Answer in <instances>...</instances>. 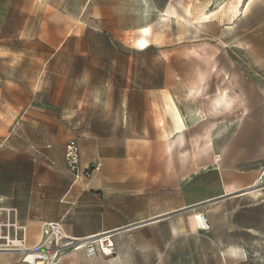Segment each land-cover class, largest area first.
<instances>
[{"label":"rangeland","instance_id":"374dc122","mask_svg":"<svg viewBox=\"0 0 264 264\" xmlns=\"http://www.w3.org/2000/svg\"><path fill=\"white\" fill-rule=\"evenodd\" d=\"M146 25L151 45L140 50ZM0 53H11L12 65L25 53L39 68L22 75L35 99L15 123L23 136L14 141L28 146L20 159L38 158L44 178L60 181L56 193L76 183L72 199L62 198L76 203L66 204L71 215L83 213L82 201L98 189L115 209L133 179L175 181L220 155L239 170L264 163V0H0ZM169 103L185 119L182 133ZM5 112L0 107L1 131L10 125ZM253 124L254 134L237 143ZM70 139L80 148L78 172L65 163ZM192 214L189 234L166 256L164 225L129 227L112 239L111 256L123 264H264V209L238 215L245 225L237 237L220 222L194 234ZM231 242L243 247L238 260L227 257Z\"/></svg>","mask_w":264,"mask_h":264},{"label":"crops","instance_id":"0c3cea01","mask_svg":"<svg viewBox=\"0 0 264 264\" xmlns=\"http://www.w3.org/2000/svg\"><path fill=\"white\" fill-rule=\"evenodd\" d=\"M10 55L0 53V107L6 108L5 120L10 122L7 129L0 130V138H3L0 140V264L11 263L21 257L18 251L5 248L7 241L22 236L19 230L15 233L14 226L23 227L26 245L35 247L50 233L47 226L57 225L60 229L57 243L69 245L62 249L57 264H123L117 253L112 256L99 253L89 257L84 248L74 250L72 247L82 239L99 234H110L111 240H114V236L125 235L129 227L135 232L164 225L169 237L161 249L166 256L178 239L189 234L190 213H193L191 216L198 213L207 216L213 228L220 222L227 234L237 237L245 225L238 220V215L245 210L263 211V193L246 192L256 179L261 163L239 170L237 160L221 158L220 155L219 160L201 165L175 181H149L147 184L146 179H133L135 188L119 190L115 209L110 208L104 189H98L99 196L91 193L87 200L82 201L83 213L69 214L66 204L76 203L63 199L67 196L72 199L76 183L65 194L56 193L53 182L60 181L44 178L43 162L38 158L32 159L31 163L20 159V155L29 153V149L22 142L18 144L14 141V138L23 136V132L14 129V125L35 99H30L29 84L22 75L28 74L30 69L39 73V68L33 69L27 64L28 55L25 53H20V62L12 65L8 59ZM35 57L39 58L38 53ZM255 128L253 124L250 134L246 132L237 139V143L243 142L245 136L253 135ZM33 150L38 153L39 147H33ZM216 155L219 154L216 152ZM187 167L186 164L189 171ZM201 175L203 180H200ZM147 185V189L142 188ZM78 192L82 194L85 191L78 189ZM229 203L231 206H228ZM126 217L130 218L126 220ZM195 228L194 234H199V227ZM131 244L133 249L144 248L138 243H127L123 248H131ZM224 249H233V255L227 257L238 260L243 247L231 242Z\"/></svg>","mask_w":264,"mask_h":264},{"label":"built area","instance_id":"2783aa9c","mask_svg":"<svg viewBox=\"0 0 264 264\" xmlns=\"http://www.w3.org/2000/svg\"><path fill=\"white\" fill-rule=\"evenodd\" d=\"M65 163L67 167L72 171H79L80 148L77 140L75 139H70L66 144ZM249 188H252L254 192L264 193V163L259 164L257 168L256 179ZM14 215L16 219V210H14ZM207 222L208 221L205 218V223ZM50 226H52L51 235L55 236V245L52 246L49 238H46L35 247H28L26 245V240L24 237L25 229L23 227L14 226L15 231L19 230L22 232V236L7 241L5 248L8 250L18 251L21 254V257L17 261L6 264H57L61 256L62 249L69 245H59L57 243L58 235L56 234V231H59L60 229L57 227V225L50 224ZM206 226L207 228L201 227V229H208L209 225ZM103 244H105L108 248H110V250H112L113 242L110 235H106L95 240L82 239L78 243L74 244L72 248L74 250L84 248L87 256L94 257L104 251Z\"/></svg>","mask_w":264,"mask_h":264},{"label":"bare ground","instance_id":"6f19581e","mask_svg":"<svg viewBox=\"0 0 264 264\" xmlns=\"http://www.w3.org/2000/svg\"><path fill=\"white\" fill-rule=\"evenodd\" d=\"M172 13H174L173 7H170L167 14L165 15V20H170ZM140 31V35L137 38L136 42H135V46L136 48L140 49V50H144L146 48H148L151 45V32H152V26H143L141 28H139ZM228 104H231L229 100L226 101ZM167 110L171 112V114L173 115V118L175 120L176 123V128L175 130L177 131V133H182L186 128V122L185 119L183 118L179 108L177 107V105L173 104V103H169L167 104ZM246 192L250 193V192H254V190H252V188L246 190ZM199 218V219H197ZM191 219L195 222L196 226L201 227H205L207 228L206 225H209L208 222L205 223V216H203L201 213H198L194 216H191ZM60 231V230H59ZM56 231V234L59 236L60 232ZM106 234H99L93 237H89L86 238L85 240H95V239H99L104 237ZM103 254L104 255H111L112 251L110 250V248H108L105 244H103ZM236 252V251H235ZM234 250L233 249H229L228 250V254L233 255ZM235 255V254H234Z\"/></svg>","mask_w":264,"mask_h":264},{"label":"snow or ice","instance_id":"6c2138e0","mask_svg":"<svg viewBox=\"0 0 264 264\" xmlns=\"http://www.w3.org/2000/svg\"><path fill=\"white\" fill-rule=\"evenodd\" d=\"M197 219H199V218H197Z\"/></svg>","mask_w":264,"mask_h":264}]
</instances>
